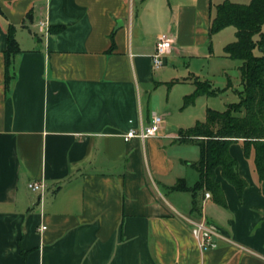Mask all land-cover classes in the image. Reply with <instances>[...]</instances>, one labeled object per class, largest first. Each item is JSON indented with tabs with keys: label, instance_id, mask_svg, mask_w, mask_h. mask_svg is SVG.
I'll return each mask as SVG.
<instances>
[{
	"label": "crops",
	"instance_id": "obj_1",
	"mask_svg": "<svg viewBox=\"0 0 264 264\" xmlns=\"http://www.w3.org/2000/svg\"><path fill=\"white\" fill-rule=\"evenodd\" d=\"M225 1L0 0V264H264L255 149L229 148L242 195L217 170L226 207L210 191L176 190L198 181L187 146H199L152 97L177 83L192 94L230 59L210 35ZM11 26L20 51L7 70ZM163 34L174 44L156 70ZM153 114L164 119L157 135L125 140ZM191 221L219 230L215 247H200Z\"/></svg>",
	"mask_w": 264,
	"mask_h": 264
},
{
	"label": "trees",
	"instance_id": "obj_2",
	"mask_svg": "<svg viewBox=\"0 0 264 264\" xmlns=\"http://www.w3.org/2000/svg\"><path fill=\"white\" fill-rule=\"evenodd\" d=\"M227 27L236 29L235 41L225 46L224 54L241 61L242 89L236 91L239 101L228 104L224 111L209 108L205 121L179 132L183 141L195 140L199 146L200 158L193 164L199 179L193 187H187L183 179L175 187L193 193L210 191L212 199L225 207V196L217 181L218 169L240 195L247 187L238 173V162L230 153L231 144L242 141L246 155L255 149V168L260 181H264V0H250L248 4L226 0L219 4L211 20L210 35ZM7 44L8 70L12 58L20 51L13 26L8 30ZM255 50L259 51L258 55ZM221 92L213 89L210 82L198 80L195 91L185 96L184 104L192 105L202 95L214 96ZM193 206L196 207V201Z\"/></svg>",
	"mask_w": 264,
	"mask_h": 264
},
{
	"label": "rangeland",
	"instance_id": "obj_3",
	"mask_svg": "<svg viewBox=\"0 0 264 264\" xmlns=\"http://www.w3.org/2000/svg\"><path fill=\"white\" fill-rule=\"evenodd\" d=\"M228 1L248 4L250 0ZM233 41H235L234 27H227L214 34L212 37L213 47L215 48L216 46V51L220 47L218 51H220L221 54L224 53V44H229ZM255 54L258 55L259 51L255 50ZM240 65L241 61L239 60L229 59L227 62L219 60V62H215L214 64L212 63L211 68L209 70H205V72L201 74V80L210 81L213 89L221 90L222 95L214 97L203 96L202 98H198L194 104L185 106L184 97L186 95H190L191 93L182 95V89H184L186 85L177 83L174 88L161 86L160 88L153 90L152 97L155 105L158 107V110L160 108L159 111L165 110V107L168 105V110L174 112L172 119L177 120V127L188 129L195 125L197 121H203L205 119L207 108L224 111L228 104L239 101V96L236 91L242 89L239 71ZM228 82H230V86H228ZM187 155L190 160H199V148L194 144H190L187 146ZM190 172L193 176H198V173L195 172V170Z\"/></svg>",
	"mask_w": 264,
	"mask_h": 264
},
{
	"label": "built area",
	"instance_id": "obj_4",
	"mask_svg": "<svg viewBox=\"0 0 264 264\" xmlns=\"http://www.w3.org/2000/svg\"><path fill=\"white\" fill-rule=\"evenodd\" d=\"M44 26V24L42 23ZM174 40L168 34H163L158 37L155 52L152 55L153 65L156 70L164 66L165 58L173 48ZM164 119L161 115L153 114L151 122L147 126H141L139 130L131 129L124 136L126 141L133 138L145 140L155 136L160 132ZM30 191L43 194L46 191V186L41 182H30L28 184ZM209 192L206 193V198H210ZM192 233L197 239L202 249L213 248L216 246L215 238L221 237L219 230L207 221H191Z\"/></svg>",
	"mask_w": 264,
	"mask_h": 264
}]
</instances>
